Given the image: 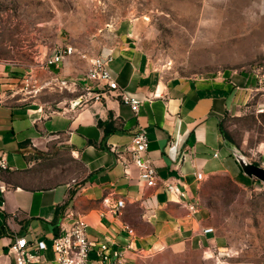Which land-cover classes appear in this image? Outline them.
<instances>
[{"label":"crops","instance_id":"0c3cea01","mask_svg":"<svg viewBox=\"0 0 264 264\" xmlns=\"http://www.w3.org/2000/svg\"><path fill=\"white\" fill-rule=\"evenodd\" d=\"M135 27L134 23L122 25L117 44L100 54H113L110 66L121 89L140 98L156 91L162 94L143 102L137 114L116 93L100 99L91 93L52 113L42 104L0 101V152L6 154L10 167L2 173L7 190L0 191L4 201L0 208V264H15L8 250L19 236H26L30 243L44 240L49 249L36 264H55L52 240L62 225L68 226L78 215L88 222L93 244L88 264H113L112 256L104 260L100 255L103 243L108 245L106 254L121 252L129 264H140L153 254L182 257L194 252L204 254L203 264H216L218 251L228 249L225 238L209 225L198 198L210 175L253 179L243 173L232 141L221 127L253 100L255 107L262 102L261 93L252 91L258 81L230 74L165 77L151 67ZM90 59L68 56L56 67L57 77L81 80L84 86ZM140 128L149 140L144 157L152 161L160 179L185 185L187 193L181 202L160 184L145 185L139 168L134 163L126 166L113 151L114 146H129ZM125 157L130 158L128 153ZM72 162L80 163L82 175L69 173ZM197 172L203 174L202 180L197 179ZM120 199L124 207L114 214L110 209ZM191 203H195V211L189 208ZM208 228L213 231L205 232Z\"/></svg>","mask_w":264,"mask_h":264},{"label":"rangeland","instance_id":"374dc122","mask_svg":"<svg viewBox=\"0 0 264 264\" xmlns=\"http://www.w3.org/2000/svg\"><path fill=\"white\" fill-rule=\"evenodd\" d=\"M129 23L136 24L151 67L165 77L264 74V0H0V101L63 110L85 89L59 83L58 68L45 64L52 50L71 45L78 59L93 58L116 45L120 27ZM253 104L227 118L224 128L234 151L264 166V113ZM68 169L73 176L84 173L77 162ZM198 200L209 225L227 241L229 260L264 264V183L210 175ZM203 259L199 252L153 254L140 264Z\"/></svg>","mask_w":264,"mask_h":264},{"label":"built area","instance_id":"2783aa9c","mask_svg":"<svg viewBox=\"0 0 264 264\" xmlns=\"http://www.w3.org/2000/svg\"><path fill=\"white\" fill-rule=\"evenodd\" d=\"M75 48L71 45H58L46 59V66L48 68L57 67L61 65L68 56L75 54ZM86 54H83L84 58ZM114 56L112 53L99 54L90 59V67L83 79L86 84L82 86L86 91L82 93L80 98H88V95L93 93V97L100 99L104 95L116 93L121 98V101L129 105L132 111L137 114L140 106L145 101H151L155 98L162 97V94L156 91L151 97L140 98L127 90L121 89L115 79L113 70L111 69V62ZM258 85L252 88L253 92H260L263 100L256 106L258 113L264 112V74H255ZM59 83L63 86L77 87L81 84V80L69 81L65 78L59 79ZM242 103H245V101ZM247 105V104H246ZM149 148V140L144 128L134 134L132 142L124 149H119L114 146L113 151L117 158L129 165L134 163L139 168L140 180L149 187L161 185V187L177 201H182L186 196V187L180 181H171L169 179L162 180L159 177L156 167L150 159L144 157ZM128 153L130 158H126ZM126 165V166H127ZM9 162L4 152H0V191L4 194L7 190V185L2 179V173L8 170ZM198 180L203 179V174L195 173ZM3 197L0 196V208L3 207ZM124 207V201L118 200L117 204L113 206L110 211L118 214L121 208ZM192 211L196 210L195 203L189 204ZM61 232L52 240V249L55 254V264H88L89 254L93 248L92 242L88 237V222L83 215L74 216L72 222L68 225L61 226ZM213 228L206 229L205 232H212ZM132 233V230H129ZM35 251L31 250V247ZM108 248L106 243L100 246V255L104 260H110L111 256L114 258L113 264H129L125 256L121 252H113L112 255L106 254L105 250ZM49 249L44 240H37L35 243H30L26 236L16 237L9 245L8 253L14 258L15 264H36L43 259V252ZM219 264H256L254 262L231 261L232 252L228 249L225 251H218Z\"/></svg>","mask_w":264,"mask_h":264},{"label":"water","instance_id":"95a60500","mask_svg":"<svg viewBox=\"0 0 264 264\" xmlns=\"http://www.w3.org/2000/svg\"><path fill=\"white\" fill-rule=\"evenodd\" d=\"M233 153L245 175L264 183V166L251 162L243 153L234 150Z\"/></svg>","mask_w":264,"mask_h":264},{"label":"trees","instance_id":"16d2710c","mask_svg":"<svg viewBox=\"0 0 264 264\" xmlns=\"http://www.w3.org/2000/svg\"><path fill=\"white\" fill-rule=\"evenodd\" d=\"M99 125H105V123H103L102 121H99ZM221 130H222L223 135L228 139L229 135H228L227 131L222 127H221Z\"/></svg>","mask_w":264,"mask_h":264}]
</instances>
